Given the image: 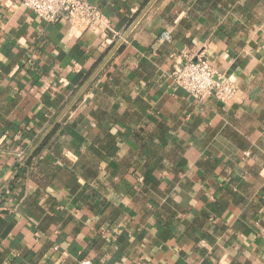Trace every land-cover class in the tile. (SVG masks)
Masks as SVG:
<instances>
[{"label":"crops","instance_id":"obj_1","mask_svg":"<svg viewBox=\"0 0 264 264\" xmlns=\"http://www.w3.org/2000/svg\"><path fill=\"white\" fill-rule=\"evenodd\" d=\"M87 1L131 30L111 58L0 0V264H264V0ZM183 51L230 103L174 84Z\"/></svg>","mask_w":264,"mask_h":264},{"label":"built area","instance_id":"obj_2","mask_svg":"<svg viewBox=\"0 0 264 264\" xmlns=\"http://www.w3.org/2000/svg\"><path fill=\"white\" fill-rule=\"evenodd\" d=\"M21 3L46 23L67 22L81 31L92 32L108 50L109 58L124 41L123 35L113 29L109 18L98 6L87 0H21ZM172 58L175 64L171 79L196 102L204 103L213 98L222 104H228L235 97L237 85L215 69L204 52L195 54L183 51ZM16 139L18 140V136ZM23 154L18 153L17 158L21 159ZM10 195V190H7L6 196Z\"/></svg>","mask_w":264,"mask_h":264},{"label":"water","instance_id":"obj_3","mask_svg":"<svg viewBox=\"0 0 264 264\" xmlns=\"http://www.w3.org/2000/svg\"><path fill=\"white\" fill-rule=\"evenodd\" d=\"M131 32V30L126 34V36H125V38L124 39H126L127 38V36L129 35V33Z\"/></svg>","mask_w":264,"mask_h":264}]
</instances>
